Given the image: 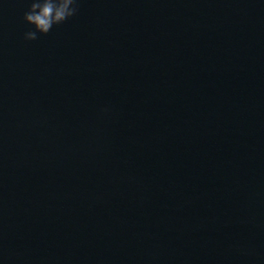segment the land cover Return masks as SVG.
Segmentation results:
<instances>
[{
  "label": "water",
  "instance_id": "obj_1",
  "mask_svg": "<svg viewBox=\"0 0 264 264\" xmlns=\"http://www.w3.org/2000/svg\"><path fill=\"white\" fill-rule=\"evenodd\" d=\"M0 0V264H264V0H79L26 40Z\"/></svg>",
  "mask_w": 264,
  "mask_h": 264
},
{
  "label": "clouds",
  "instance_id": "obj_2",
  "mask_svg": "<svg viewBox=\"0 0 264 264\" xmlns=\"http://www.w3.org/2000/svg\"><path fill=\"white\" fill-rule=\"evenodd\" d=\"M79 8V0H29L23 19L31 26L24 32L26 40L37 39L38 34H47L54 25L73 17Z\"/></svg>",
  "mask_w": 264,
  "mask_h": 264
}]
</instances>
